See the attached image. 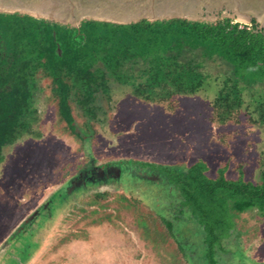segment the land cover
<instances>
[{
    "label": "rangeland",
    "instance_id": "rangeland-1",
    "mask_svg": "<svg viewBox=\"0 0 264 264\" xmlns=\"http://www.w3.org/2000/svg\"><path fill=\"white\" fill-rule=\"evenodd\" d=\"M205 70L218 91L227 67L209 60ZM49 83L41 78L36 92L32 129L40 136H20L0 161V264H208L204 235L153 168L186 170L202 160L210 177L225 169L229 179L262 183L264 114L253 96L245 92L237 117L221 123L214 83L169 103L114 83L91 133L76 114L80 139L60 120ZM234 220L217 261L264 264V215L250 210Z\"/></svg>",
    "mask_w": 264,
    "mask_h": 264
},
{
    "label": "trees",
    "instance_id": "trees-1",
    "mask_svg": "<svg viewBox=\"0 0 264 264\" xmlns=\"http://www.w3.org/2000/svg\"><path fill=\"white\" fill-rule=\"evenodd\" d=\"M256 29L255 20L248 25L230 18L143 19L130 24L91 19L77 28L0 12V161L4 148L20 136H40L32 125L39 120L36 92L41 78L50 80L60 120L80 139L76 116L86 118L84 125L91 133V122L104 115L98 113V102L110 98L114 83L129 88L138 99L156 103L197 95L213 89L214 83L213 108L221 123L237 117L246 102L245 92L263 115L264 31ZM209 60H220L227 67L218 91L217 78L205 70ZM165 168L153 169L164 175L180 213L188 212L204 235L207 263L220 264L217 252L236 227L234 219L250 210L264 215V180L257 184L229 179L225 169L213 178L202 160L186 170ZM157 214L173 232V222ZM140 223L147 226L144 219Z\"/></svg>",
    "mask_w": 264,
    "mask_h": 264
},
{
    "label": "water",
    "instance_id": "water-1",
    "mask_svg": "<svg viewBox=\"0 0 264 264\" xmlns=\"http://www.w3.org/2000/svg\"><path fill=\"white\" fill-rule=\"evenodd\" d=\"M0 12L77 28L91 19L130 24L143 19L213 22L230 18L245 24L255 20L256 31H264V0H0Z\"/></svg>",
    "mask_w": 264,
    "mask_h": 264
}]
</instances>
